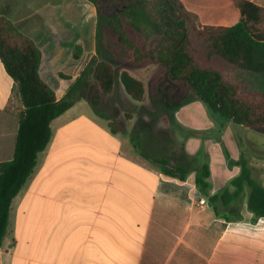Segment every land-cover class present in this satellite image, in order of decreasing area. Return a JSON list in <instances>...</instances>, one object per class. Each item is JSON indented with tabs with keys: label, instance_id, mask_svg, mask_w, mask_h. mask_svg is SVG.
I'll list each match as a JSON object with an SVG mask.
<instances>
[{
	"label": "crops",
	"instance_id": "0c3cea01",
	"mask_svg": "<svg viewBox=\"0 0 264 264\" xmlns=\"http://www.w3.org/2000/svg\"><path fill=\"white\" fill-rule=\"evenodd\" d=\"M245 1L264 10V0ZM24 5L0 0V15L40 49L39 75L60 99L70 84L53 74L66 72L61 66L71 55L64 59L57 48L45 52L44 41L32 35L39 29L38 9L24 12ZM81 49L75 62L84 57ZM146 103L118 117L124 133H112L85 101L50 123L49 143L10 204L0 264H264V217L238 218L236 204L208 206L194 184L198 133L186 130L180 139L166 115L150 112ZM23 109L0 62V165L13 159ZM139 147L191 171L183 181L167 177Z\"/></svg>",
	"mask_w": 264,
	"mask_h": 264
},
{
	"label": "trees",
	"instance_id": "16d2710c",
	"mask_svg": "<svg viewBox=\"0 0 264 264\" xmlns=\"http://www.w3.org/2000/svg\"><path fill=\"white\" fill-rule=\"evenodd\" d=\"M85 1L95 10L96 57L86 64L60 99L39 75L40 49L9 18L0 15V62L16 83L24 107L18 118L13 159L0 165V246L6 235L12 199L31 175L37 155L49 143L50 123L55 118L76 101H85L98 117L107 121L112 133H124L117 125L120 108H113L110 114L99 111L104 98L112 93L115 80L112 65L100 58V48L120 51L121 59L135 65L149 63L165 71L170 84L201 99L219 124L231 121L244 125V116L247 123L257 120L256 126L264 125L260 121L264 119V94H242L218 77L212 79L215 74L205 67L216 58L243 73L264 76V10L245 0ZM111 4L116 5V10L108 14ZM192 39L202 44L199 60L194 58ZM81 52V46L76 45L72 59L78 60ZM119 80L133 102L144 100L142 81L126 71L120 73ZM217 85H222L223 90H218ZM139 150L143 158L158 164L167 177L183 181L191 171V166L169 164L149 156L140 147ZM198 158L199 153L193 157L192 167L197 165L193 169L194 184L200 198L211 207L219 204L229 209L247 189V208L254 220L264 217V186L253 178L248 159L242 153L237 161L229 162L230 166L240 168L239 175L230 181L233 190L226 188L214 196L209 194V167L199 163Z\"/></svg>",
	"mask_w": 264,
	"mask_h": 264
},
{
	"label": "rangeland",
	"instance_id": "374dc122",
	"mask_svg": "<svg viewBox=\"0 0 264 264\" xmlns=\"http://www.w3.org/2000/svg\"><path fill=\"white\" fill-rule=\"evenodd\" d=\"M22 2L25 4L24 12L30 10V6L33 11L35 8L38 9L39 29L33 31L32 35L44 41L42 47L46 53L57 48L63 53L64 59L68 54L72 58L74 47L79 44L83 47L84 57L77 62L73 59L65 61L61 67L66 72L53 74L54 78L57 75L59 79L71 84L80 73L74 69L78 68L85 58L88 63L96 57L95 10L85 0H22ZM115 10L116 5L111 4L107 7L108 14ZM49 35H52L53 39L48 37ZM131 36L135 39L133 34ZM191 41L194 58L199 60L202 44L194 39ZM99 50L100 58L108 61L115 71L113 91L104 98L99 108L101 112L110 114L113 108L117 107L121 109L122 115L132 111L134 105H139L131 101L121 86L119 75L126 71L142 81L145 90L144 102H147L145 108L153 113L165 114L168 128L175 129L180 139L186 138V130L198 133L195 137L198 144V160L209 167L210 189L224 187L232 190L230 181L239 175L240 168L230 166L229 162L237 161L241 153L248 159L253 178L264 186V125L256 126L255 123L248 127L236 125L231 121L219 124L210 116L201 99H195L191 92H181L179 88L170 84L165 71L149 63L135 65L129 60H123L120 51L117 50L109 51L108 48ZM205 67L215 74L213 79L218 77L223 84L237 88L242 94H264V76L243 73L216 58ZM59 85L61 87L62 83ZM83 106L90 109L87 102ZM236 205L237 209L239 208L235 210L238 218L253 215L247 208V189Z\"/></svg>",
	"mask_w": 264,
	"mask_h": 264
},
{
	"label": "water",
	"instance_id": "95a60500",
	"mask_svg": "<svg viewBox=\"0 0 264 264\" xmlns=\"http://www.w3.org/2000/svg\"><path fill=\"white\" fill-rule=\"evenodd\" d=\"M177 18H179V14L177 15ZM182 34H183V36H182V38H183V37H184V34H185V31H184V30H182ZM212 79H213V78H212ZM218 90L222 91V90H223V86L220 85V86L218 87ZM221 96H222V93L219 94V101L221 100ZM220 107H221V105H220ZM242 118L244 119V126H248V127H250V126H252L253 124H255V123L258 122L257 120H255V121H253V122L247 123L246 120H245V117L242 116ZM260 121H261V122H264V119H262V120H260ZM208 206H210V203H208Z\"/></svg>",
	"mask_w": 264,
	"mask_h": 264
},
{
	"label": "flooded vegetation",
	"instance_id": "af4514ba",
	"mask_svg": "<svg viewBox=\"0 0 264 264\" xmlns=\"http://www.w3.org/2000/svg\"><path fill=\"white\" fill-rule=\"evenodd\" d=\"M219 85H217V89H218Z\"/></svg>",
	"mask_w": 264,
	"mask_h": 264
},
{
	"label": "built area",
	"instance_id": "2783aa9c",
	"mask_svg": "<svg viewBox=\"0 0 264 264\" xmlns=\"http://www.w3.org/2000/svg\"><path fill=\"white\" fill-rule=\"evenodd\" d=\"M202 204H204V202L202 201Z\"/></svg>",
	"mask_w": 264,
	"mask_h": 264
}]
</instances>
